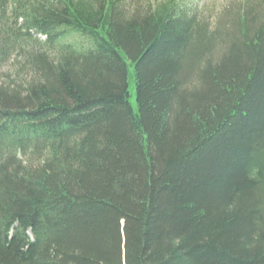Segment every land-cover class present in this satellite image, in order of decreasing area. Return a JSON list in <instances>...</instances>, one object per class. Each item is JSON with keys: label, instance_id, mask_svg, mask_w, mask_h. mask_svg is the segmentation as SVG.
<instances>
[{"label": "trees", "instance_id": "obj_1", "mask_svg": "<svg viewBox=\"0 0 264 264\" xmlns=\"http://www.w3.org/2000/svg\"><path fill=\"white\" fill-rule=\"evenodd\" d=\"M183 1L0 0V264H264V0Z\"/></svg>", "mask_w": 264, "mask_h": 264}, {"label": "rangeland", "instance_id": "obj_2", "mask_svg": "<svg viewBox=\"0 0 264 264\" xmlns=\"http://www.w3.org/2000/svg\"><path fill=\"white\" fill-rule=\"evenodd\" d=\"M22 0H6L8 12H4L5 20H8V28H18L11 16H10V8L12 5L21 2ZM162 0H124L125 5H129V10L132 9V6L138 7L139 9L144 8L148 5H153ZM259 2V0H184L183 6L189 11H193L197 17L203 21V23L207 24L208 30L215 29L217 25L216 19L220 17L225 24L227 23L231 14L236 13V7L240 5L250 6L254 2ZM131 8V9H130ZM10 18V19H9ZM5 22V21H4ZM3 27V19L0 20V41L3 42V59L2 64H0V85L11 84L12 82L19 83L21 81V85H25L26 81L33 75L32 66L34 61L30 60L34 56V52L36 50H44V45H39L35 43V41H29L22 46L21 48H12L9 45L5 38L1 36V28ZM39 38V37H38ZM69 40H77L73 37H68ZM40 40L43 38H39ZM32 46H37V48L33 47L32 52H28ZM28 52V53H27ZM30 53V54H29ZM33 53V55H31ZM51 60H54L55 56L53 51H50L48 54ZM129 70V103L132 108H136V102L134 97V86L132 81L131 67H128Z\"/></svg>", "mask_w": 264, "mask_h": 264}]
</instances>
